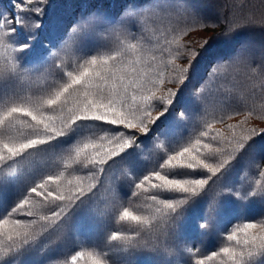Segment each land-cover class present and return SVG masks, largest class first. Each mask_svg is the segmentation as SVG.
<instances>
[{
    "label": "trees",
    "instance_id": "16d2710c",
    "mask_svg": "<svg viewBox=\"0 0 264 264\" xmlns=\"http://www.w3.org/2000/svg\"><path fill=\"white\" fill-rule=\"evenodd\" d=\"M20 4L21 0H0V18L18 17ZM35 6L34 0L29 7ZM39 6L44 7L42 16L25 13L33 16L34 22L40 21L35 32H26L17 26V32L10 34L12 39L4 34L7 28L0 32V64L12 60L22 70L29 71L26 79L32 88L25 95L33 100L44 95L42 90H48L50 85L62 86L69 79L68 72L82 70L80 66L85 59L96 54L108 55L106 46L116 38L107 32L108 27L127 11L151 9L158 14L149 19L153 29L149 35L154 42L149 44L145 40L143 48L125 52V61L136 62L135 66L150 74L153 80H162L153 89L157 96L167 97L169 89L175 91L178 85L173 79L179 76L178 68L187 66V61L177 56V49L199 51L209 37L212 39L196 60L197 74L179 91L168 111L154 125L144 121L150 129L147 133L133 136L130 133L136 132L134 129L80 121L65 135L0 164V218L47 173L63 172L58 186L45 187L66 197L75 191L77 184L96 185L92 193L66 209L64 227L57 225L53 230L54 219L27 218L23 213L6 217L8 223L0 226V253L13 243L3 233L13 229L17 219H37L32 227L36 240L19 251L14 249L8 257H0V264H94L97 259L104 264H234L221 249L251 250L250 246L245 247L244 241L252 234H264L259 230V225L264 224V134L238 150V143L253 135V129L259 131L264 127V69L252 63L264 62V0H45ZM90 17H95V23L77 37L76 54L60 53L52 57V51L59 52L63 43L72 38L73 27ZM22 43L30 47L18 49L19 53L14 51ZM126 43L136 41L129 38ZM241 53L248 54L249 59L228 61L213 69L214 75L201 92L202 104L194 90L206 78V69L218 59H230ZM28 82L16 76L0 80V102L15 91L23 92L29 87ZM135 94L139 99L140 93ZM5 106L0 103V112ZM135 107L140 109L136 115L141 118L145 110L151 113L152 119L163 110L159 104ZM60 115L59 111L44 109L45 117ZM17 128L21 132L30 131L19 124ZM204 131L209 134L201 136ZM120 132L123 138L114 139ZM89 137L96 146L89 151L92 155L99 152L97 159L105 157L119 144L136 140L113 161L101 166L104 172L93 176L87 171H74L77 165L68 167L71 161L67 158L77 143ZM197 140L201 143L196 144ZM193 145L191 155L204 160L210 168L228 161L225 169L216 175L207 168L186 169L184 175L174 176V171L182 170L158 168L169 157ZM216 148L221 151L209 155L210 149ZM191 155L185 154L183 159L187 162ZM124 169L127 174H123ZM154 171L169 179H211L203 188L195 186V194L166 190L160 193L158 200H172L173 210L150 199L157 191L150 183L145 182L143 189L136 188L147 175L152 184L158 183L152 175ZM109 190L115 191L111 199L107 197ZM124 207L147 218L149 223L142 226L116 220L117 212H122ZM33 211L39 216L51 215L48 206L39 200ZM249 223L256 224L257 228L245 229ZM134 229L139 230L136 239L140 244L127 247L116 241L108 244L112 231L133 236ZM233 233L236 239H229ZM73 256L77 257L75 261ZM242 264H264V253L246 256Z\"/></svg>",
    "mask_w": 264,
    "mask_h": 264
},
{
    "label": "snow or ice",
    "instance_id": "6c2138e0",
    "mask_svg": "<svg viewBox=\"0 0 264 264\" xmlns=\"http://www.w3.org/2000/svg\"><path fill=\"white\" fill-rule=\"evenodd\" d=\"M33 3L34 0H21V4L19 5L20 15L18 17L10 16L0 18V32L7 28V32L4 34L10 39H12L10 34L17 32V26H20L26 32H35V29L40 27V21L36 20L34 22L33 16H27L25 13L31 12L34 15L42 16L44 7H40L39 5L45 4V0H35L37 6L29 7ZM21 13H24V15H21ZM155 15L158 14L151 9L127 11L117 23L108 27L107 32L116 37L114 41L106 46L109 51L108 55L96 54L85 59L84 64L80 66L82 70L76 73L68 72L67 76L69 79L62 86L53 87L50 85L48 90H42L44 91V95L37 100H33L30 96L25 95L32 88L31 83L26 79L29 73L28 70H22L19 63L13 62L12 60L0 64V80L10 76H16L29 84V87L24 89L23 92L15 91L8 95L3 102H0L6 105L3 111L0 112V164L10 161L14 157H19L38 145H43L56 137L65 135L80 121L103 122L107 127L120 126L125 129H134L136 132L130 133L133 136L147 133L150 129L144 121L149 120L154 125L168 111V108L174 103L179 91L188 83L190 78L197 74L194 70L196 60L200 56L201 50L208 46L209 41L212 39V37H209L199 51L177 49V56L186 60L187 66H179V76L173 79V82L178 85L177 89L175 91L169 89L167 97L163 95L157 96L153 89L162 80H153L150 74H146L143 69L135 66L136 62L131 60L125 61V52L138 51L139 48L144 47L145 40L149 44L154 42L149 35L153 32L149 24V19ZM94 23L95 17H90L87 22L75 25L70 34L72 38L63 43L59 48V52L52 51L51 56L55 57L60 55V53H63L65 56L76 54L75 45L77 43V37L82 35L86 30H90ZM32 38L34 37H29V39ZM129 38L136 41V43H126ZM29 47L30 44L22 43L14 51L19 53L18 49L23 50ZM152 59L154 60L155 57H152ZM247 59H249L248 54L241 53L233 58L226 60L218 59L215 63H212L206 69V78L194 90L196 98L201 102L200 96L203 87L214 75L213 69L218 64L232 60L243 61ZM252 63L255 67L264 69V62L253 61ZM58 68H61V66ZM160 75L162 76V73ZM136 92L140 93L139 99H137ZM146 92L148 93L147 95L144 94ZM129 101H131V104ZM69 103L71 107H69ZM140 104L148 105L149 107L154 106V104H159L163 110L154 119L151 118V113L145 110L141 118L136 115V112L140 109L138 107L133 108V105ZM45 108L50 112L59 111L62 115L59 117H45ZM180 115L184 116V113H180ZM21 117L25 119H21ZM26 118H30V121ZM134 121H139V123ZM18 124L25 126L30 131L21 132L17 128ZM208 127L210 128L211 125ZM117 131H119V128H117ZM252 132L254 133L253 135L243 138L245 142L238 143L239 151L243 150L251 139L257 135L264 134V127H261L259 131L253 129ZM208 134V131H204L201 133V136H207ZM113 138L122 139L123 132H120L119 137ZM135 140L119 144L116 148L105 154L106 158L100 157L97 159L99 152L92 155L89 151L90 149H95L96 146L91 143L90 137L85 138L77 143L74 146V150L67 156L68 160L71 161L68 167L77 165V168L73 169L74 171H87L93 176L98 172H104L105 169L101 166L107 165L109 161H113L114 158L125 151ZM200 143V140L196 141V144ZM194 148L195 145L190 148H184L182 152L169 157L167 162L158 168L168 167L175 170H182L174 171L172 173L174 176L184 175L183 170H194L198 168H207L213 175H216L221 173L228 164V161H225L216 168H210L204 160L198 159L195 155H191ZM220 151V148L210 149L209 155H215ZM185 154L191 155V159L187 162L183 159ZM123 174H127V169L123 170ZM152 175L159 181L158 183L152 184L151 177L147 175L143 177L136 188L143 189L145 182L150 183L151 187L157 190L150 195V199L173 210L174 204L172 200H158L160 193H164L166 190L179 194H195V186L199 185L203 188L208 184V180L211 179V177L195 180L169 179L168 176L161 175L159 171H154ZM62 176L63 172L47 173L34 183L29 188L28 194L5 217L0 218V226L8 223L6 217L23 213L27 218L36 216L38 220L43 221L54 219L56 223L52 226L53 230H55L57 225L64 227L62 222L68 213L66 209L72 208L87 194L92 193L96 185L84 187L81 184H77L75 191H70L67 197L62 192L57 194L48 191L45 186H58ZM77 179L79 180L80 178ZM251 194L256 195L255 193ZM133 195H137V193L134 192ZM114 196L115 191L109 190L107 197L111 199ZM38 200L40 203L48 206L50 216H39L38 212L33 211L37 206ZM157 211H159V208ZM117 218L119 221H131L135 222L136 225L142 226H146L149 223L147 218L133 214L127 207H124L122 212H117L116 220ZM35 224H37V219L15 220L13 229L3 233L6 239L13 243L3 249L0 257H8L13 253L14 249L19 251L29 242L35 241L36 235L32 232V227ZM256 228L257 225L254 223L245 225V229ZM259 230L261 233H264V224L259 225ZM133 231L135 232L133 236L122 235L119 231H112L111 235L108 236V244L112 241L119 242L124 247L140 244L141 241L136 239L139 236V230L134 229ZM228 238L236 239L235 233ZM16 241H19V243H16ZM244 244L246 248L250 246L251 250L234 252L230 248H223L221 251L227 254L229 260L234 261V264H242L246 256L252 257L256 252L264 253V234H252L249 240L244 241ZM78 255H83V253H78ZM76 259V256L72 257L73 261ZM94 264H104V261L97 259L94 261Z\"/></svg>",
    "mask_w": 264,
    "mask_h": 264
}]
</instances>
